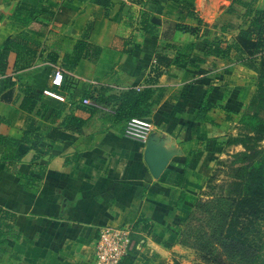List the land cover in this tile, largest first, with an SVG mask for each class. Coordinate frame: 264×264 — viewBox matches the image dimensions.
<instances>
[{
  "label": "crops",
  "instance_id": "crops-1",
  "mask_svg": "<svg viewBox=\"0 0 264 264\" xmlns=\"http://www.w3.org/2000/svg\"><path fill=\"white\" fill-rule=\"evenodd\" d=\"M178 1L0 0V136L31 135L30 144L1 149L19 160L5 162L0 152V264H95L104 227L130 231L120 264H172L184 253L179 229L203 180L234 147L255 90V74L233 50L197 67L188 60L215 39L233 46L255 11H264V0ZM20 48L34 56L26 59ZM165 55L184 62L161 67L151 87L145 81ZM54 68L65 71L59 88L51 85ZM147 86L148 102L156 101L147 117L153 133L181 152L164 181L151 176L145 144L123 136L109 106L99 104L92 115L81 104L101 88L114 94ZM27 89L36 102L30 112L19 107ZM70 118L84 122L80 131L71 130L80 128Z\"/></svg>",
  "mask_w": 264,
  "mask_h": 264
},
{
  "label": "trees",
  "instance_id": "trees-1",
  "mask_svg": "<svg viewBox=\"0 0 264 264\" xmlns=\"http://www.w3.org/2000/svg\"><path fill=\"white\" fill-rule=\"evenodd\" d=\"M183 4L182 8L192 15L193 4L186 2ZM254 14L247 29L237 35L233 46L228 45L226 41L215 39L206 43L207 50L202 56L192 53L193 59L188 60L190 65L197 67L199 63L204 62L206 56L224 59L230 57L233 50L236 62L255 74L254 93L240 116L239 136L230 141L243 149L235 156L231 183L227 188H222L219 195L205 201L196 200L191 211L187 213L185 223L178 235L181 246L194 250L210 264H259L264 247L262 240L264 237V148L261 147L264 141V11H255ZM20 41L17 40L15 45H22ZM10 49H12L10 44L3 49V60ZM20 50L23 51L26 59L34 56L31 51L24 48ZM182 57H176L173 63L166 55L158 58L157 64L151 69L145 82L151 87L158 84V78L164 73L161 67L182 63L184 62ZM74 60L77 61V58ZM149 86L139 91L129 90L114 94H107V90L101 88L96 97L89 96V98L97 105L109 106L112 111L110 115L112 122L123 123L125 126V123L132 118L147 120L151 107L156 104V101L148 102L151 96ZM26 93L27 97H22L19 107L23 111L30 112L36 106V102L28 96L29 89ZM210 108L209 104L207 108H202L198 115L199 119H203ZM86 110L92 115L97 112V108L93 107H86ZM69 121L80 128L71 129L73 131H80L84 124L83 121L75 118H70ZM34 135L36 137V134ZM30 136L27 132H23L19 138L0 136V152L2 147L11 148L23 142L30 144ZM2 156L5 162L20 159L17 155H5L3 152ZM39 158L40 156L36 154L33 161ZM39 171H42L41 167ZM166 175L167 172L161 176L160 181H164ZM23 178L34 184L40 180ZM209 181L210 178L206 183ZM179 182L180 177L177 184ZM2 235L0 231V237Z\"/></svg>",
  "mask_w": 264,
  "mask_h": 264
},
{
  "label": "built area",
  "instance_id": "built-area-1",
  "mask_svg": "<svg viewBox=\"0 0 264 264\" xmlns=\"http://www.w3.org/2000/svg\"><path fill=\"white\" fill-rule=\"evenodd\" d=\"M64 70L54 68L51 85L59 88L63 82ZM43 95L63 101V98L51 91H43ZM82 105L101 109L89 99H83ZM123 136L126 139L146 144L154 128L145 119L132 118L125 123ZM130 231L126 227H104L100 230L94 246L95 264H120L126 256L130 245Z\"/></svg>",
  "mask_w": 264,
  "mask_h": 264
},
{
  "label": "rangeland",
  "instance_id": "rangeland-1",
  "mask_svg": "<svg viewBox=\"0 0 264 264\" xmlns=\"http://www.w3.org/2000/svg\"><path fill=\"white\" fill-rule=\"evenodd\" d=\"M224 39H226V37ZM147 121L149 120L147 119ZM238 136H239V129L238 131H236V135L234 139H236ZM233 146L234 147H232V150L230 151V153H227V157L224 158L223 160H219L217 163V167L213 169L210 176H208L205 180H203L204 186H203L202 191L199 193L197 200L201 199L205 201L216 195H219L222 192V188L224 187L227 188L228 185L231 183L232 168L236 160L235 156L237 153L242 151V148L240 147V145H237L235 142ZM236 146L238 150L235 149ZM261 147L264 148V141L261 143ZM209 178H210V181L206 183V180ZM192 208H193V205H192ZM184 223L185 221H183L179 229L178 235ZM263 230H264V227H263ZM176 240L179 244V241H180L179 236H177ZM262 240L264 242V237H262ZM179 246L181 245L179 244ZM181 248H183L182 251H184V253L180 254V256L176 255L175 259H173L172 264H210L208 262H205L202 259L201 255L195 252L194 250L183 247V246H181ZM259 264H264V247L261 252Z\"/></svg>",
  "mask_w": 264,
  "mask_h": 264
},
{
  "label": "water",
  "instance_id": "water-1",
  "mask_svg": "<svg viewBox=\"0 0 264 264\" xmlns=\"http://www.w3.org/2000/svg\"><path fill=\"white\" fill-rule=\"evenodd\" d=\"M181 156L173 144L167 142L165 137L152 133L144 148V162L151 176L158 180L165 172L171 160Z\"/></svg>",
  "mask_w": 264,
  "mask_h": 264
}]
</instances>
